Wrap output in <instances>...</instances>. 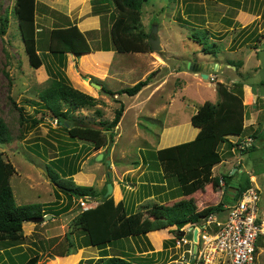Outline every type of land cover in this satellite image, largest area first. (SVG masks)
Here are the masks:
<instances>
[{"label":"rangeland","instance_id":"1","mask_svg":"<svg viewBox=\"0 0 264 264\" xmlns=\"http://www.w3.org/2000/svg\"><path fill=\"white\" fill-rule=\"evenodd\" d=\"M92 1L82 0L76 8L77 12L82 11L85 16L93 15ZM15 3L16 0H0V116L7 124L11 137L8 144L0 146V152L16 168L11 186L17 205L43 204L65 209V212L55 220L51 218L26 223L23 227L26 236L24 245L11 252V259L5 253L0 254V264H22V259L31 256L33 251L42 255L40 264H87L81 261L84 251L83 258L97 260L100 255L97 248L75 251L71 247L70 241L77 245L81 243L78 234L68 239L73 220L81 212L80 199H71L59 192L48 178L47 166L52 167V161L66 154L67 166L78 168L75 182L101 192L108 179L106 160L111 158L114 167L112 183L119 185V176L126 164L141 163L144 158L147 160L151 151L196 138L199 130L191 124V117L206 101L214 104L220 101L218 83L230 88L235 83L232 80H241L254 86L251 87L252 94L245 95L244 92L246 124L249 126L241 138L248 143L246 145H249L248 139L251 138L255 149L245 150L241 142L231 151L226 145L222 146L220 150L224 160L214 168V175L236 173L234 178L228 180L227 201H233L236 188L246 177L253 187L260 190L264 205V85H261L264 82V0H148L142 11L143 29L149 33V41L159 38L161 50L146 54L117 53L113 71L108 73L106 82L97 76L83 74L75 67L69 75L68 55L60 60L47 53L45 39L53 28L65 26V22H61L70 12L69 0H37V26L40 32L37 39L43 66L40 69L31 67L14 14ZM101 15V29H92L87 33L94 50L112 45L111 14ZM5 18L9 21L7 28L3 26ZM2 28H5V34H2ZM153 28L157 29V33L153 32ZM205 49L211 53L207 54ZM190 63L192 66L189 68ZM203 65L205 69L202 73L209 75L208 79H204L202 73L196 70ZM220 66H224V69ZM222 70L224 74L221 75ZM60 71L75 89L98 100L96 107L79 108L74 112L76 124L96 127L107 124L114 119L122 105L125 108L123 121L120 127L114 129L116 137L109 148L95 150L89 142L71 139L51 114L42 109L39 98L52 88L50 86ZM151 73H155L151 84L135 97H112L83 79V76H88L91 81L100 82L109 90L119 91L146 80ZM255 94L260 97H254ZM20 114L26 118L24 123ZM32 119H41V123L33 127ZM176 124L180 129L173 127ZM255 131L258 137L253 139L251 135ZM238 138L232 137L231 140L237 142ZM73 151L77 152L75 156ZM101 152L104 159L97 161V154ZM155 175L150 172L146 176L147 182L153 181ZM222 187L215 189L209 185L197 192L194 199L199 210L218 205L223 197L224 185ZM159 188L160 196L144 199L139 201L140 204L135 200H139L146 188L128 195L130 197L125 201L119 194L114 193L113 197L116 203L123 201L130 213L150 211L154 203L163 198L171 199L168 205L189 200H172L177 190L172 189L168 182ZM175 229H163L166 230L161 233L166 235L164 238L153 235L150 243L154 251L139 252V249L151 248L144 238H138L137 246L135 240L126 247L132 249L135 261H140L143 256L153 261L152 264H186L189 259L184 260L181 255L188 247L180 250L176 233L173 232ZM74 251V254L67 255ZM114 252L111 248L110 253ZM153 252L162 253L153 256ZM217 264L227 263L221 261ZM254 264H264V238L258 244Z\"/></svg>","mask_w":264,"mask_h":264},{"label":"trees","instance_id":"2","mask_svg":"<svg viewBox=\"0 0 264 264\" xmlns=\"http://www.w3.org/2000/svg\"><path fill=\"white\" fill-rule=\"evenodd\" d=\"M211 1V0H198ZM148 0H94L92 1L93 15L102 13L111 14V41L114 49L120 54L153 52L150 45V35L143 29L142 11ZM14 14L18 20V26L22 41L25 46L29 63L34 69L43 66V59L38 49L39 28L37 26V0H16ZM8 19L5 18L3 26L7 28ZM2 28V34H5ZM47 53L65 59L67 55L80 58L83 55L93 52L87 36L77 25L57 27L50 30L48 38L45 39ZM206 53H211L205 49ZM155 73H151L146 80H141L132 87L123 88L119 91H112L102 86L101 91L112 97L127 95L137 96L144 88L149 86ZM264 85V82L261 85ZM243 81L233 83L232 87H227L222 83L217 85V94L220 101L216 104L206 101L197 112L191 117V124L198 129V135L190 142L151 151L148 153L144 164L149 166V170L155 173L153 181H149L141 188L145 189L141 199L160 196V189L163 183L168 182L172 189L177 190V194L172 200L178 198H189L185 203L168 205L169 198L160 199L154 203L150 211H139L130 213L123 201L116 203L113 195L106 200H101L107 191V179L104 189L98 192L94 187L81 186L74 180L78 173L75 166L68 167L66 154L52 161V167H48V178L56 189L73 199L86 197H97L100 199L99 205L91 210L80 212L73 220L72 231L68 236H80L81 243L70 241L71 247L77 251L83 248H97L100 250V258L90 259L87 264H152L146 257H141L140 261H135L131 254L123 252L110 255L108 247H119L135 241L138 238L145 239L151 246L149 250H140V253L154 251L152 244L147 238L148 232L163 230L167 227H175V238H180V230L189 225L200 222L203 218L211 215H219L225 211V207L232 203L226 200L228 192V180L234 175L214 176V168L224 160L221 147L226 145L231 149L240 145L242 136L246 134L245 126L246 113L244 105ZM262 85V86H263ZM52 88L48 89L40 96V103L45 113H50L57 125L64 129L73 140L91 143L95 150L109 148V133L112 142L116 137L114 129L120 124L125 108L123 105L115 113L114 119L107 123L94 126L79 125L74 122V112L79 108L92 109L97 106L98 100L91 95L75 89L64 76L59 72L57 79H54ZM24 123L26 118L20 114ZM41 120V119H40ZM40 120L32 119V126L36 127ZM253 139L258 137L255 131ZM232 137L238 138L233 142ZM242 137V138H241ZM242 140V141H241ZM11 141L10 132L4 119L0 116V146H4ZM251 144L247 150H254ZM37 151V150H36ZM73 151V155H76ZM73 156V157H74ZM157 172V173H156ZM16 174L14 165L5 160L0 152V254L11 259V252L24 245L26 236L23 227L26 223L43 219L48 215L55 220L65 212V209H56V206H46L43 204L17 205L11 178ZM113 182V180L111 181ZM209 185L215 189L222 188L224 192L222 200L218 205L205 210H199L194 199L197 192L205 190ZM249 178L244 177V182L236 188L233 202L237 201L242 194L252 188ZM147 218V220H146ZM150 219L151 221H149ZM44 221V220H43ZM42 221V222H43ZM69 241V240H68ZM260 243V241H259ZM71 252L67 255L74 254ZM162 252H153L152 255ZM65 256V255H64ZM42 255L33 251L31 256H25L22 264H40ZM149 260V261H148ZM17 264V263H14ZM82 264V262L80 263Z\"/></svg>","mask_w":264,"mask_h":264},{"label":"built area","instance_id":"3","mask_svg":"<svg viewBox=\"0 0 264 264\" xmlns=\"http://www.w3.org/2000/svg\"><path fill=\"white\" fill-rule=\"evenodd\" d=\"M249 144L252 139H248ZM258 188L247 189L226 211L211 215L201 222L189 224L180 232L185 236L177 240L184 250L182 259L186 264H254L255 254L261 238H264V205ZM81 212L96 208L99 198L86 197L79 200ZM198 230L197 241L189 240ZM196 245V249L194 248ZM187 256L189 258H187Z\"/></svg>","mask_w":264,"mask_h":264},{"label":"crops","instance_id":"4","mask_svg":"<svg viewBox=\"0 0 264 264\" xmlns=\"http://www.w3.org/2000/svg\"><path fill=\"white\" fill-rule=\"evenodd\" d=\"M81 1L82 0H69L70 12L65 15L66 16L65 21L63 20L61 22V24L65 22V24H64L65 26H62V27L69 26L70 24L77 25L79 27V29L83 33H85L86 36H87V33L90 32L92 29H94V30H100L101 29V27H100L101 26V17L104 14L103 15H89V16H85L84 12H82V11L81 12H77L76 8H78V6L81 3ZM55 21L59 22L60 20H58V21L55 20ZM68 21H70V22H68ZM111 25H110V31H111ZM87 39H88V41L90 43V40H89L88 36H87ZM117 53L118 52L114 49L113 44H112V45H109V47L104 48V49H99V50H94L93 49L92 53L83 55L79 59L77 58V60H75L76 57H74L73 55H68V59H67V64H68L67 69H69L68 70V74L69 75L72 74L73 69L75 67L76 70L80 71L83 74H91V75L97 76L99 79L102 80V82H106L107 79H108V77H107L108 73L110 74L113 71V63L115 61V57H116ZM257 61H259V60H257ZM263 62H264V59H263ZM263 62H260V64H262ZM201 67H203L205 69L204 65L201 66ZM231 67H233V66H231ZM220 68L224 69V66H220ZM101 70H104L105 72L102 73ZM216 70H217V67L215 68V71ZM115 71L121 72V70H118V69H115ZM222 74H224L223 70L221 71V75ZM229 79L231 80V78H229ZM232 82H237V81L236 80H234V81L232 80ZM245 84H247V85H245V88H244L245 95L252 94L253 93V88H251V87L253 85L250 86L249 83H245ZM254 97L258 98V97H260V95L259 94H255ZM196 112H197V110H196ZM245 113H246V108H245ZM122 121H123V118H122L120 124L122 123ZM255 121H257V120H255ZM120 124H119L118 127H120ZM253 124H251V125H253ZM176 126H178V124L174 125L173 127L175 129H180L179 126L178 127H176ZM245 126L246 127L249 126V125L246 124V121H245ZM197 135H198V133L196 134V136ZM242 143L244 144V142H242ZM179 144H175V145H179ZM159 149H163V147L162 148H158L157 150H159ZM148 167H149L148 165L146 166L144 164V161H141V163H136V162H134V163L132 162L131 163L130 162V164L129 163L126 164L124 166V169H123L122 173L119 176L120 177L119 181H121V182L118 183L119 185L114 184V193L115 194H119L120 197H122V200L124 199V201H125V198L130 197L128 195H131L133 192H136V194H137L138 190L140 192L141 187L144 184L147 183L146 176L149 175L150 172H152V174H153V171H150ZM113 170H114V167H113V164H112V173H113ZM144 176H145V178L143 179ZM75 177H76V175L74 176V179H75ZM121 183H123V184H121ZM122 195H125V196H122ZM141 197L142 196L139 197V200L137 199L135 201L136 202H139V201L142 202L144 199L142 200ZM153 197H155V196H153ZM155 198H154V201H157ZM230 200H232V199H230ZM140 202H139V204H140ZM164 231H166V230H161V231L159 230V231L149 232L147 234V236L149 237L150 242H151L152 238L154 239V237H153L154 234H157L161 238H164L166 235L165 234H161ZM111 248L115 251L113 254L110 253ZM85 249H89V248H85ZM107 251H109L110 255H114L116 253L118 254L120 252L121 253L126 252V253H129V254L132 255V249L124 247L122 245H119V247H116V248L115 247L114 248L113 247H108ZM84 252H83V254L81 256V261L87 262L88 260L93 259L91 257L83 258V256L85 255ZM100 255H102V253H100ZM100 255L98 256L97 259L100 258ZM146 255H148V254H146ZM78 256L80 258V255H78ZM139 256H141V255L139 254ZM141 257H143V256H141Z\"/></svg>","mask_w":264,"mask_h":264},{"label":"water","instance_id":"5","mask_svg":"<svg viewBox=\"0 0 264 264\" xmlns=\"http://www.w3.org/2000/svg\"><path fill=\"white\" fill-rule=\"evenodd\" d=\"M153 32L154 33H157V29L156 28H153ZM150 45L153 49V51H157V50H161V46H160V41H159V38L156 37L154 39H150ZM192 66V64L190 63L189 64V68ZM203 67H200L198 69H196L198 72L202 73L203 72ZM202 77L204 79H208L209 78V75L205 74V73H202ZM83 79L84 81H87L89 82V84L94 87L95 89L97 90H101L102 87L101 85H99L98 83H95L93 81H91V79L88 77V76H83ZM96 128H99V127H96ZM112 136H111V133H109V143H112ZM104 159V154L103 153H99L98 154V157H97V161H102ZM111 158H108L106 160V165H107V168H108V180L109 182L107 183V191L106 193L104 194V196L102 197L101 200H106L108 199L110 196L113 195L114 193V185L113 183L111 182L112 179H113V173H112V169H111V166H112V161L110 160ZM52 218L51 215L49 216H46L45 218L43 219H39V220H35L36 222H42L43 220H50ZM197 234H198V230H195L194 231V235H188V239L191 240L193 239L195 242L197 241ZM180 236L183 237L185 236V233L181 232L180 233ZM194 248L196 249V245H194Z\"/></svg>","mask_w":264,"mask_h":264},{"label":"clouds","instance_id":"6","mask_svg":"<svg viewBox=\"0 0 264 264\" xmlns=\"http://www.w3.org/2000/svg\"><path fill=\"white\" fill-rule=\"evenodd\" d=\"M249 139H251V138H249ZM242 142H244V144L242 143ZM241 142V144L245 147V150L248 148V147H250L251 146V143L249 144V145H246V144H248L247 142L245 143V141H242ZM262 201H263V199H262ZM99 202H100V199H99ZM236 202V201H235ZM234 202L232 201V203H229V205H231V204H233ZM229 205H227V206H229ZM226 208V207H225ZM225 211H226V209H225ZM224 211V212H225Z\"/></svg>","mask_w":264,"mask_h":264}]
</instances>
